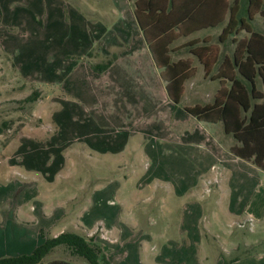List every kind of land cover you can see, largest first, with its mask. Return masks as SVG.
Wrapping results in <instances>:
<instances>
[{
	"label": "crops",
	"instance_id": "crops-1",
	"mask_svg": "<svg viewBox=\"0 0 264 264\" xmlns=\"http://www.w3.org/2000/svg\"><path fill=\"white\" fill-rule=\"evenodd\" d=\"M132 3L0 0L4 26L16 30L13 60L36 81L55 89L60 85L63 91L49 99L54 134L44 140L18 133L0 145L3 173L15 175L0 176V257L28 254L43 237L80 232L94 235L109 262L119 252L134 257L143 252L144 261L151 262L146 253L156 248L153 264H264V242L256 240L259 231L264 233V171L230 154L235 142L220 123H200L179 107L180 99L170 101L160 77L164 68L152 60ZM184 4L178 0V11ZM228 17L225 11L214 27L171 28L168 42L159 45L160 63H182L179 76L187 79L224 76L234 43L242 34L247 37L240 31L219 38ZM93 48L94 62L89 53ZM104 57L113 58L112 63L101 73L93 72L90 66ZM99 125L111 127L105 133L110 138L97 132ZM133 136L140 140L133 154L144 162L109 179L110 193H105L107 185L98 188L103 181L82 200L50 197L66 158L78 154L75 143H81L79 152L85 157L121 156ZM120 164L114 165L116 172ZM133 177L134 190L144 197L140 203L118 193L120 184ZM173 221L176 240L170 241ZM45 258L42 264H75Z\"/></svg>",
	"mask_w": 264,
	"mask_h": 264
},
{
	"label": "trees",
	"instance_id": "trees-1",
	"mask_svg": "<svg viewBox=\"0 0 264 264\" xmlns=\"http://www.w3.org/2000/svg\"><path fill=\"white\" fill-rule=\"evenodd\" d=\"M184 1L182 11H178V0H133L132 3L134 18L152 60L158 68H164L160 77L165 83L167 96L173 104H177L181 96V84L187 77L179 76L178 69L182 63H160L159 45L168 42L171 28L182 31L189 27L191 31L214 27L222 22L224 12L227 11L228 21L219 38L223 35L234 36L240 31L247 34V37L236 43L233 41L235 46L229 71L216 78L220 84L228 82L229 87L221 85L211 104L184 110L199 122L220 123L223 133L235 142L229 149L230 154L264 171V0H232L230 5L224 0ZM256 15L262 19L260 32L252 26ZM112 61L113 58H108L99 65L91 66V69L101 73ZM168 74L172 76H166ZM257 81L260 90L257 89ZM37 96V92H32L23 102H33ZM5 129L7 123L3 121L0 123V135ZM56 247H63L68 255L80 259L84 264H110L99 242L93 237L72 232H62L53 238L43 237L28 254L0 257V264H42L44 258ZM46 264L68 263L52 261Z\"/></svg>",
	"mask_w": 264,
	"mask_h": 264
},
{
	"label": "rangeland",
	"instance_id": "rangeland-1",
	"mask_svg": "<svg viewBox=\"0 0 264 264\" xmlns=\"http://www.w3.org/2000/svg\"><path fill=\"white\" fill-rule=\"evenodd\" d=\"M2 16L3 15L0 14V123L3 121L6 122L7 129L3 130L1 133L0 145L7 144L8 141L15 137V135L18 133H26L29 135L33 134L39 139L46 140L48 137L54 134L56 130L55 127H53V124L49 122V99L51 96L58 98L61 96L59 94H62L63 91L60 89V85H58L55 89L54 86L51 87L47 84L40 83L41 81H36V78L31 76L30 73L26 74L25 71H22V69L19 67V65L21 66L20 63H17L15 60H13L11 57L13 54L11 49H13L12 44H16V39L14 36L16 30L10 28L9 26H4ZM254 18V28L256 30H261V19L257 17V15ZM241 36L245 37L244 34ZM94 50L95 48L89 52L91 53L90 55L93 58V62L95 59V57L92 55V53H95ZM104 58L108 59V57ZM105 59H102V61H106ZM102 61L101 63H103ZM186 83L185 92L184 94H181L179 103V107L183 108H191L193 106H203L207 104L209 105L212 103L214 95L221 85L226 88L229 87L228 82L223 81L222 84H220V82L215 79V77L210 79L209 76H206L205 78H190L187 79ZM257 89H261L258 81ZM32 92L38 93V96L34 98V101L23 102L24 99ZM146 111L150 114L152 110L147 109ZM170 117L171 116L169 115L168 120H172V117ZM95 128L98 133L110 138L109 135H106L105 133H108L111 127H104V125L103 127H100L99 125L95 126ZM82 144L84 145L86 143L82 142ZM137 145L139 147L140 140L138 139V136H133L131 138V145L130 143L127 145V148L121 153V156H114L111 153H106L103 156L85 157L83 153L79 152L81 143H75V146L78 149L75 150L78 154L76 156L72 154V157L66 158L65 167L62 169L60 174H57V180L56 183H54L56 186H52L53 190L50 191V197L52 198L54 196V198H59L60 200H63L62 198L71 197L74 199L72 202L78 201L79 199L82 200L84 197L91 196V193H93V191L97 188V183L103 181H105V183H100L98 188H101L103 185L106 187L107 185L105 193H110L113 189V185H111L112 180L109 179H113V176H116L122 172H128L129 169H133L135 167L134 163L141 164L144 162L138 160L139 157L137 154H133V150L138 148ZM174 156L176 155L173 154L170 157L172 158ZM1 159L2 158L0 156V160ZM1 162L2 161H0L1 178L4 179V177H8L10 175L15 177L14 173L11 171H9L7 174L3 173L5 164ZM120 162L123 164L121 171L116 172V168H114L116 166L114 165L120 164ZM149 163L150 159L147 158V167H149ZM173 164L178 166L175 162ZM101 167H104V173L99 172ZM126 177V175L122 174V180L126 179ZM106 181H109V183H106ZM134 181L135 177L129 179L123 184H120L118 193L125 200L130 199L131 201L132 199H135V201L140 203L142 200H144V197H142V193L134 190ZM3 185V181L0 179V187ZM65 190H68L67 195H64ZM79 204L77 205L80 206ZM204 209L206 210L205 205ZM155 215L156 214H153L152 216L155 218ZM175 224L176 223L174 221L169 223L170 227L168 232L171 238H168V240L170 241L176 240L174 232L175 230L173 229ZM217 228L220 229V226L217 225ZM229 229H231V227H224V230ZM79 233L80 232L75 234H84ZM219 236L221 237V234H219ZM222 240L223 238H220L219 242H222ZM256 240H259L258 243L264 242L263 231H259ZM154 242L156 245L157 242ZM155 251L156 248L153 250L151 249L150 254L146 253V256H148L151 262L144 261L143 252L139 255V257H134L133 254L127 255L125 252H119V254L114 259H112L113 261L110 260L112 262H110V264H138V261L140 264H153L152 260L153 256L156 255ZM47 258L65 259L71 262L73 261L75 264L81 261L78 258L70 257L63 247L56 249L51 254H48L45 260Z\"/></svg>",
	"mask_w": 264,
	"mask_h": 264
}]
</instances>
